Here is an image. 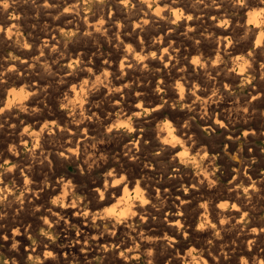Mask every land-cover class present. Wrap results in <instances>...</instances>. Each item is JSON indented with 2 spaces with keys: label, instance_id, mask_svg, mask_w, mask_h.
I'll return each mask as SVG.
<instances>
[{
  "label": "bare ground",
  "instance_id": "bare-ground-1",
  "mask_svg": "<svg viewBox=\"0 0 264 264\" xmlns=\"http://www.w3.org/2000/svg\"><path fill=\"white\" fill-rule=\"evenodd\" d=\"M69 1L31 0L29 5L40 13L63 5L67 9ZM109 2V14L102 7L97 19L62 12L80 38L96 39L100 46H92L88 59L79 56L82 63H74L79 67L76 73L62 75L64 79L82 76L83 83L64 91L56 107L40 99L45 85L41 76L50 75L51 59L62 47L55 39V28L47 24L26 37L16 29L15 5L0 0V124L12 135L8 143L0 144V163L7 165L6 175L25 188L26 201L19 211L33 206L36 214L43 208L38 213L41 222L61 231L58 245L45 241L31 245L28 236L33 223L10 220L8 211L0 212V236L8 237L3 240L10 243L13 264H21L18 257L25 252L35 254L43 264L61 260L92 264L90 257L98 252L99 264H127L130 254V258L144 254L151 264H262L263 228L246 230L240 224L253 209L247 200L255 180L247 174V165L238 184L226 188L230 197L226 210L215 204L213 196L222 184L216 173L217 153L196 147L200 130L231 127L246 116L254 98L264 100L262 83L235 114L229 110L231 97L224 99L232 81L248 71L256 74L258 69L264 76V0H244L243 4L230 0V5L220 0ZM194 14L196 20L188 23ZM182 20L185 23L178 29L176 24ZM16 41L23 44L17 47L25 61L4 63L1 52ZM203 44L214 48L203 54L198 49ZM156 54L158 65H151ZM204 74L215 76L202 80ZM223 76L227 83L219 81ZM14 83L21 84L20 91L9 89ZM46 108L50 112L45 113ZM183 108L193 116L187 117ZM241 136L247 142L252 131L243 130ZM24 146L29 154L18 159V147ZM254 150L249 148L250 153ZM239 154L228 153L238 166ZM70 165L79 173L59 171ZM39 168L46 172L40 175ZM156 173L158 177H153ZM81 181L91 200L84 206L74 198ZM256 181L264 185V177ZM46 196L52 198L45 210ZM170 207L183 215L177 212L175 218L164 217V222L161 217ZM190 207L198 214L194 229L186 214ZM239 228L235 239L220 243L219 234L226 238ZM195 232L207 241H192Z\"/></svg>",
  "mask_w": 264,
  "mask_h": 264
},
{
  "label": "rangeland",
  "instance_id": "rangeland-1",
  "mask_svg": "<svg viewBox=\"0 0 264 264\" xmlns=\"http://www.w3.org/2000/svg\"><path fill=\"white\" fill-rule=\"evenodd\" d=\"M220 1L221 2L223 1L224 4H226V3L228 5L231 4L230 0H220ZM69 2H70V3H68L69 5L67 4L69 6V8H67V9L65 8V5H63V6H60V7L57 6L59 8V10H58L57 7H52V9H50L51 10L50 12L43 9L42 11H40V13H38V11H36L34 8H33L34 11H33V9H31L32 6L29 5V4H31V0H23V1L22 0H10V4L12 6L15 5L14 6L15 7V9H14V13H15L14 17L16 16L17 24H18L16 29L19 32L24 33L26 35V37H28V35H33L35 33H38L44 27H46L47 24L49 26L52 25V27H54L55 30H56L54 36H55V39L59 40L60 46H62V47H60L61 49H59V50H61V52L58 50L57 51V55L55 56V58L51 59V61L54 64H53V68L50 71L47 70V71L51 72L50 75H47L48 74V72H47V74H44V75L41 76L43 84L45 83V85H43L44 90H43L42 96L40 97V99H43L47 104H48V102H52V104L55 103L56 107H58V101L61 100V98H63L65 96V92L64 91L68 90L71 87L72 84H80V83L82 84L83 83L82 76L77 77L78 79L77 78L64 79L62 77V75H65L67 73H70V74L76 73L79 67H78L77 64L74 65V63H82V61H81L82 58L81 57L82 56H84V57L86 56V59H88L90 57L91 53H92V49H91L92 46H95V47H99L100 46V42L98 40H96V39H94V40L93 39H83L82 36L80 38V33L77 30H75L73 24L71 25L68 22H66V19L63 18L64 15H63L62 12L66 11V12L70 13L72 16H79L80 15L79 17H82V19L85 16H91V17L95 16L94 18L97 19L98 16L101 15V13L103 11L106 12L105 13L106 16L109 14V5H110L109 0H70ZM73 2H74V4H73ZM77 3H78V5H76ZM23 4H25V5H23ZM26 4H28L29 6L26 5ZM18 6H20V7H18ZM102 7L104 8V10H103ZM73 8L74 9L76 8L75 9L76 11H73L74 10ZM78 9H80V10H78ZM78 12H79V14H78ZM228 13H231L230 9H228ZM19 14H21V15H19ZM56 14H58L59 16L56 15ZM112 14H113V12L111 13V15ZM6 15H5L6 17L10 16L9 14H6ZM43 16H46V17H43ZM25 17H26V19H24ZM189 18L190 19H188L187 22L188 23L189 22L193 23L196 20V15L195 14H194V16L191 15ZM49 23H51V24H49ZM183 23H185L184 20L178 22L176 24L177 28L180 29L181 24H183ZM35 25H36V27H35ZM64 25H66V26H64ZM21 27H22V29H21ZM65 27H67V28H65ZM74 41L76 42V44H75ZM20 44L23 45L22 43L16 41L13 44V46L6 47L4 49V51H3L4 53L1 52V54H2V59L1 60H3L4 63H14V65H17L16 63H20L21 61H23L25 59V55H23L24 53L22 51H20L19 47H17ZM206 45H207V47H206ZM208 46H209L208 44H203V45H200L198 47V49L203 54H207V52H206L207 48L208 49H213L214 48V47H208ZM76 47H78V48H76ZM18 49H19V51H18ZM32 49H33L32 45L27 46V52L28 53H31ZM89 49H91V50H89ZM78 54H81V55H78ZM79 56H81V57H79ZM157 56H159V54L153 55V61H151L152 62L151 65H155V66L158 65V63L156 61L157 60L156 59ZM262 56L264 57V51L262 52ZM61 57H62L63 60L61 59ZM29 58L30 57L28 56L26 59L29 61ZM55 59H56V61H55ZM71 63H72V65L74 67L71 65ZM259 72L260 71L258 69L256 71V74L253 73V71H248L247 75H244L243 77L235 79L228 86V88L226 90L227 94L224 96V99H228L229 100L230 97H231L230 100L233 101L232 102L233 103L232 104L233 107L232 106L229 107V108H231V109H229L230 113L235 114L236 112L240 111L239 109H241L242 103L244 101H246V100H249L251 98V95H252L251 93L255 92L254 91L255 89H253V88L257 87L259 84L262 83L261 84V88L264 90V76H263V73H261V72L259 73ZM53 74H55V75H53ZM49 76H50V78H49ZM206 76H207V74H204L201 77L202 80H205L207 78H210V79L213 80L215 75H210L212 78L210 76H207V77ZM50 79H51L52 84L50 82ZM228 80L229 79L227 77H225V76H223L222 78L219 79V81H221V82L222 81L223 82L226 81V83H227ZM58 83H59V85H58ZM60 83H61V85H60ZM56 85H57V87H55ZM221 85H222V83H221ZM229 88H230V90H229ZM9 89H11L12 91H14V90L15 91L16 90L20 91L21 90V84H17V83L11 84L9 86ZM178 106H180V105H177V107ZM251 106L252 107L247 109L246 116L245 117H241L242 119L238 118L239 121L236 120L235 121L236 123L233 122L231 124V127L230 126L225 127V126L222 125L221 128H218V127L208 128V127H206V128H204V130H200L199 129L200 133H202V136L198 140L199 143L197 141V147L196 148L199 149L202 152H207L208 154H212V153L216 154L217 153V156H216L217 157L216 173L218 174V177L220 178V181H221L222 184H221V187L219 189H217V190H215L213 192V196L216 198V199L214 198V200H216L215 204L219 203V206H224L226 210H228L229 202H230V197L226 193V188H228L231 185L238 184V182H239L238 178H239L240 174H242L243 165L244 164L247 165V168H248V169H246L247 174L252 176L253 179L255 180V187H253L252 190L249 189V192H250L249 196H248L249 200H247V202H248L247 204L250 205V211H251V206H252L253 209H252V211L250 212V214L246 218L242 219L240 224L243 227L242 229H246V230H249V229L253 228V226H254V228H258L257 230H259L260 228L261 229L263 228L262 232H261V236H260V239H261L260 241L264 242V190L261 187H259V186H263L264 187V185H260L256 181V179H261L262 177H264V139H263L264 138V136H263L264 135V114H263L264 113V100H262V97L254 98ZM253 109H254V112H253ZM45 110H46L45 113L46 112H50L49 108H46ZM182 110H183V112H185L187 117L191 118L193 116L192 111L191 112H186V108H183ZM257 113H259V114L257 115ZM211 120H213V117L211 118ZM262 122H263V124H262ZM1 128L2 127H1V124H0V144H6V143H8L10 141V138L12 137L11 131L9 129H4V128L1 129ZM243 130H247V131H250V132L252 131V136L248 138L247 142L241 136ZM136 135H137V133H135V136ZM236 137H238V138H236ZM216 138H218V139H216ZM214 140H217V141H214ZM200 142L202 144H200ZM200 147L203 150H201ZM211 148H213V149H211ZM249 148L250 149H255V150L250 153L249 152ZM28 150H29V147H26V146L18 147L17 158L18 159L26 158L28 156L27 154H29ZM235 151H237V152L239 151L240 154L238 155V158H240L242 160V161L241 160L239 161V166H238V161L237 160H232L231 156L228 155V153L233 154V152H235ZM152 152L154 153L155 151H152ZM256 156H258L261 160L256 158ZM220 157H222V158H220ZM166 160H168V159L165 158V161ZM6 168H7L6 164L0 163V212L4 213V212L8 211L9 212L8 215H10L9 216L10 220L18 219V220H21V222L24 223V224L33 223V225H34L33 227L34 228L32 227L33 230L28 236L29 244L35 245V244H37L39 242H42V241H45L47 244H57V245L60 244L61 243V231L58 230L53 224L52 225L50 223L48 225L43 224L41 222V220L39 219V216L42 214V209L43 208L42 209L40 208L41 210L39 212H36V214H35L33 206L28 207V208L24 207V208H22V211H19L20 207L23 206L25 204V201H26L25 188H23V186L20 183H18L16 178H12V176L6 175V173H7ZM52 169H54L53 166H52ZM64 169H65V171L70 172L72 174L79 173V170L74 165L63 166V168L59 169V171H64ZM189 169H190V167H189ZM37 172L40 175H43L44 172H46V170H43L42 168H39V169H37ZM154 176L158 177V174L157 173L153 174V177ZM82 183H84V182L81 181L79 183V190L80 191L79 190H75L74 191V198H75L77 203H79L82 206H84L86 204H89L91 202V200H90V198H88L85 195L86 194V191H85L86 184L85 183L82 184ZM187 187H189V186H187ZM176 188L180 189V186H177ZM215 193H218L219 195L215 194ZM97 197L99 198V196H97ZM97 197H96V199H98ZM256 197H258V198H256ZM51 198L49 196H46L44 198V203L42 204V207H45L44 208L45 210L47 208H49V206H46V205H48V201H50ZM227 199H229V200L227 201ZM256 199L257 200L259 199V201H257ZM254 202H256V203H254ZM45 203H47V204H45ZM249 205H248V207H249ZM55 206H57V205H55ZM12 208H13V210H12ZM257 208H258V210H257ZM170 209L171 210L168 211L167 215H164V214L162 215V217H161L162 220H163L164 217H166L167 219L175 218L174 214H176L178 211L174 207H170ZM187 211L188 212H186V214L191 217L192 228L194 229L197 226V224H198L197 223L198 214L195 213V210H194L193 207H190ZM182 212L183 211L178 212V214H180L179 216L183 215ZM38 213H40V215ZM139 222L140 221L135 222L133 224V226H136L137 223H139ZM95 224H98L99 228H101V226L99 225V222L96 221ZM35 225H37V226H35ZM102 230L104 232L108 231V230H106L104 228H102ZM239 233H240V228H239V230H236V231L232 232V234H233L232 236L226 237L228 239L230 238L229 240L226 239L225 237H222L220 234L218 235L217 238H219L220 243L222 244V243H224L226 241H231V240L235 239L238 236ZM191 238H192V241H201V240H203L204 242L207 241L206 239H203L202 237H200V235H198L196 232L191 236ZM7 243L8 242L4 241L2 239V237L0 236V264H13L14 263V260H12L11 252L9 250L10 243H8V244ZM111 250L114 251V250H116V248L113 247ZM107 251H110V249H108ZM116 253L117 252H115V254ZM29 256H30V258H29ZM129 256H131V254L128 255L127 264H151L150 262H148L146 260V257H145L144 254L143 255L142 254L134 255L132 258H130ZM100 257H101V253H99V252L93 254V256L90 257V260H91L92 264H99L100 261H101ZM18 261L21 264H30V263L31 264H43L41 259L38 256H36L35 254L28 255L27 252L22 253L18 257ZM51 264H78V263L69 262V261H66V260H63V261L61 260V261H58L57 263H51Z\"/></svg>",
  "mask_w": 264,
  "mask_h": 264
},
{
  "label": "snow or ice",
  "instance_id": "snow-or-ice-1",
  "mask_svg": "<svg viewBox=\"0 0 264 264\" xmlns=\"http://www.w3.org/2000/svg\"><path fill=\"white\" fill-rule=\"evenodd\" d=\"M239 3L243 4L244 0H239ZM47 223V221H45ZM3 239H8V237H3ZM262 264H264V262H262Z\"/></svg>",
  "mask_w": 264,
  "mask_h": 264
},
{
  "label": "clouds",
  "instance_id": "clouds-1",
  "mask_svg": "<svg viewBox=\"0 0 264 264\" xmlns=\"http://www.w3.org/2000/svg\"><path fill=\"white\" fill-rule=\"evenodd\" d=\"M4 6H5V7H7L8 5H7V4H5Z\"/></svg>",
  "mask_w": 264,
  "mask_h": 264
}]
</instances>
